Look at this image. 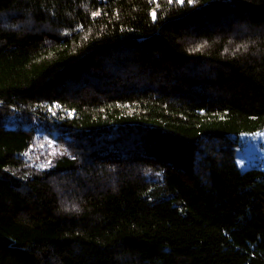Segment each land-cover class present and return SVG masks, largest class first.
I'll list each match as a JSON object with an SVG mask.
<instances>
[{
	"label": "trees",
	"instance_id": "16d2710c",
	"mask_svg": "<svg viewBox=\"0 0 264 264\" xmlns=\"http://www.w3.org/2000/svg\"><path fill=\"white\" fill-rule=\"evenodd\" d=\"M261 130L264 0H0V264H264Z\"/></svg>",
	"mask_w": 264,
	"mask_h": 264
},
{
	"label": "rangeland",
	"instance_id": "374dc122",
	"mask_svg": "<svg viewBox=\"0 0 264 264\" xmlns=\"http://www.w3.org/2000/svg\"><path fill=\"white\" fill-rule=\"evenodd\" d=\"M7 127L33 131L46 138L45 147L52 152L61 150L72 152L73 131L64 129L44 118L27 112L6 111ZM236 162L241 170L251 167L264 169V130L243 134L236 150Z\"/></svg>",
	"mask_w": 264,
	"mask_h": 264
}]
</instances>
